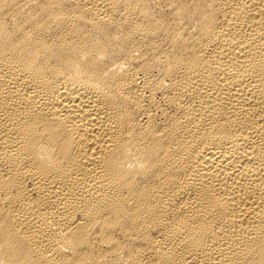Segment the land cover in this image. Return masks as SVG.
I'll return each instance as SVG.
<instances>
[{"label":"bare ground","instance_id":"bare-ground-1","mask_svg":"<svg viewBox=\"0 0 264 264\" xmlns=\"http://www.w3.org/2000/svg\"><path fill=\"white\" fill-rule=\"evenodd\" d=\"M0 264H264V0H0Z\"/></svg>","mask_w":264,"mask_h":264}]
</instances>
